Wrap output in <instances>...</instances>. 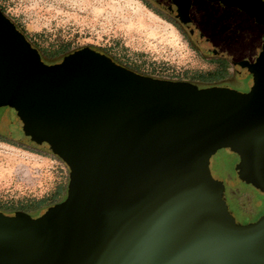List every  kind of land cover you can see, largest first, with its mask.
I'll list each match as a JSON object with an SVG mask.
<instances>
[{
    "label": "water",
    "instance_id": "obj_1",
    "mask_svg": "<svg viewBox=\"0 0 264 264\" xmlns=\"http://www.w3.org/2000/svg\"><path fill=\"white\" fill-rule=\"evenodd\" d=\"M246 91L144 75L82 47L47 63L0 10V124L68 168L61 201L0 211V264H264V214L238 222L209 160L264 194V0H154Z\"/></svg>",
    "mask_w": 264,
    "mask_h": 264
},
{
    "label": "rangeland",
    "instance_id": "obj_2",
    "mask_svg": "<svg viewBox=\"0 0 264 264\" xmlns=\"http://www.w3.org/2000/svg\"><path fill=\"white\" fill-rule=\"evenodd\" d=\"M147 1L149 4L145 0H0V8L47 59L59 55V47L65 52L90 47L138 73L199 84L195 73L212 70L215 63L186 35L183 25H174L166 15L157 14V6ZM234 73L230 66L221 82L232 79ZM235 81L246 86L251 77L237 75ZM8 111L0 107V116ZM3 139L0 138L1 198L40 199L59 186H67L68 168L60 158L27 148L20 141L25 146ZM237 163V155L228 148H219L210 157V172L223 181L226 191L228 183L238 182ZM243 187L256 202L241 198L237 206L247 207L249 215L258 218L264 214V194L246 184ZM233 214L239 221L234 205Z\"/></svg>",
    "mask_w": 264,
    "mask_h": 264
},
{
    "label": "trees",
    "instance_id": "obj_3",
    "mask_svg": "<svg viewBox=\"0 0 264 264\" xmlns=\"http://www.w3.org/2000/svg\"><path fill=\"white\" fill-rule=\"evenodd\" d=\"M145 4H149L147 0H145ZM158 10L159 11H155V12H157V14H160V15L164 14L168 17L169 21L172 22L174 25H178L179 27H183L182 24L179 23L178 21H176V19H174V17H172L171 14L166 9L158 8ZM185 33L193 41L190 34L187 33V31H185ZM57 52L59 55H57L56 57H54L52 59H47L43 56V54H41V59L47 63H54V62L61 60V58L64 55L70 53L68 51L65 52L64 48H62V47H59ZM207 55H208V59L215 63V67L212 70L203 71V72L200 71V72L195 73V77H197L198 81L200 82L198 85H200V86H209V85H215V84L220 83L222 80H224L225 75H226V71H227L229 65L231 64L228 60H226L224 58H221L219 61H217L215 59V56H210V54H208V53H207ZM111 58L116 60L112 56H111ZM126 67H128V66H126ZM128 68H130V67H128ZM130 69L133 71L139 72L137 69H134V68H130ZM0 138H3V137L0 136ZM3 140H6L8 143H11V144L23 145L19 142L12 140V139L5 138ZM23 146H25V145H23ZM27 148H30V147H27ZM30 149L36 150L35 148H30ZM65 191H66V185L64 186V188L62 186L55 188L54 191L51 192L49 195H47L43 198H40V199H28V198L11 199V198H1L0 197V211L8 212V213H15V212L21 211V212H26V213H31V214L34 213L35 214V213L45 209L49 205H52L58 201H61L64 197L63 195H64Z\"/></svg>",
    "mask_w": 264,
    "mask_h": 264
},
{
    "label": "flooded vegetation",
    "instance_id": "obj_4",
    "mask_svg": "<svg viewBox=\"0 0 264 264\" xmlns=\"http://www.w3.org/2000/svg\"><path fill=\"white\" fill-rule=\"evenodd\" d=\"M158 8H160V9H162L154 0H151ZM0 10L2 11V9L0 8ZM3 12V11H2ZM4 13V12H3ZM5 14V13H4ZM6 15V14H5ZM7 16V15H6ZM8 17V16H7ZM9 18V17H8ZM10 19V18H9ZM175 19V18H174ZM11 20V19H10ZM12 21V20H11ZM177 21V20H176ZM13 22V21H12ZM15 25H16V27L18 28V26H17V24L15 23V22H13ZM19 29V28H18ZM20 30V29H19ZM21 31V30H20ZM22 32V31H21ZM23 33V32H22ZM24 34V33H23ZM202 49V48H201ZM202 50H204V49H202ZM204 52L205 53H208V54H210V56H215V59L217 60V61H219L221 58H224V59H226L225 57H222V56H220V55H215V54H211V53H209L208 51H206V50H204ZM41 55V54H40ZM226 60H228V59H226ZM229 61V60H228ZM230 62V61H229ZM231 63V62H230ZM230 66H233V68H234V71H235V67H234V65L231 63L230 65H229V67ZM228 67V68H229ZM234 77L232 78V79H229L228 81H224V82H221V83H218V84H215V85H227V86H229V87H231V88H235V89H239V91H246V90H248L249 89V84L248 85H241V84H239V85H237V83L238 82H236L235 81V77L238 75V76H242L241 74H239V73H237L236 71H235V73H234ZM246 75H248V76H250L251 77V81H252V75L251 74H246ZM251 84V83H250ZM197 86L198 87H203V86H200V85H198L197 84ZM209 86H214V85H209ZM0 136H2L3 138H8V139H12V140H14V141H16V142H19V140H16L15 138H13L12 137V132L9 130V129H7L6 127H3V126H0ZM28 147H30V146H28ZM30 148H33V147H30ZM233 152V151H232ZM234 154H236L235 152H233ZM237 155V154H236ZM238 157V156H237ZM235 171H236V168H235ZM236 175H237V171H236ZM237 180H238V182L236 183V184H234V183H232V184H230V183H228V186H227V188H228V191H226L227 192V197H226V204H227V207H228V210H229V212L233 215V216H235L234 214H233V205L234 206H236L237 207V210L239 211V221L240 220H242V221H240L241 223H245V222H249V221H254V220H256L257 219V217H252V216H250L249 214H250V210L246 207L245 208V206L243 207L242 206V208L240 209V208H238V206H237V204H238V201L241 199V198H244L245 200H251L253 203H255L254 202V198L252 197V196H250L249 195V193H248V191H246L245 190V188L243 187L244 185H245V183L242 181V180H240L239 178H238V176H237V178H236ZM247 186H249L248 184H246ZM250 188H253V187H251V186H249ZM254 189V188H253ZM255 190V189H254ZM44 210V209H43ZM42 210V211H43ZM42 211H39V212H37V213H33V214H31V213H29L31 216H36V215H38V214H40ZM236 217V216H235ZM237 220V219H236ZM238 221V222H239Z\"/></svg>",
    "mask_w": 264,
    "mask_h": 264
}]
</instances>
